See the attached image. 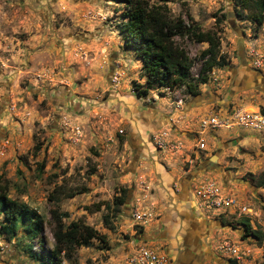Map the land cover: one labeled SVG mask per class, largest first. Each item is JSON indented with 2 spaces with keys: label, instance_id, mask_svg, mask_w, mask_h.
<instances>
[{
  "label": "clouds",
  "instance_id": "9594fccd",
  "mask_svg": "<svg viewBox=\"0 0 264 264\" xmlns=\"http://www.w3.org/2000/svg\"><path fill=\"white\" fill-rule=\"evenodd\" d=\"M0 264H264V0H0Z\"/></svg>",
  "mask_w": 264,
  "mask_h": 264
}]
</instances>
